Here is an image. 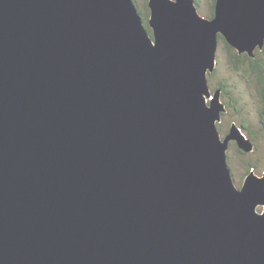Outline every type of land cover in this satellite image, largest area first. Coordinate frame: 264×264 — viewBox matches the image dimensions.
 <instances>
[{
    "label": "water",
    "instance_id": "obj_1",
    "mask_svg": "<svg viewBox=\"0 0 264 264\" xmlns=\"http://www.w3.org/2000/svg\"><path fill=\"white\" fill-rule=\"evenodd\" d=\"M0 0V264H264V173L211 90L264 0ZM262 210L258 211V207Z\"/></svg>",
    "mask_w": 264,
    "mask_h": 264
},
{
    "label": "rangeland",
    "instance_id": "obj_2",
    "mask_svg": "<svg viewBox=\"0 0 264 264\" xmlns=\"http://www.w3.org/2000/svg\"><path fill=\"white\" fill-rule=\"evenodd\" d=\"M135 1L138 10L140 8L144 14L148 13L147 0ZM195 3L202 16L211 17L213 0H195ZM228 57L229 54L220 39L216 68L212 72L213 75L208 76V81L212 91L218 84L226 82L224 84L226 91L222 95V100L226 104L227 110L218 123L221 136L224 137L230 131L232 123H236L246 136L247 132L250 134L249 138L254 143V150L247 153L242 151L234 141L229 143L227 161L234 183L240 187L252 169L259 176L264 173V126L258 116L259 103L255 78L249 74L247 66L243 65L241 71L234 70ZM245 71L246 73H244ZM262 209V206L258 207V211Z\"/></svg>",
    "mask_w": 264,
    "mask_h": 264
},
{
    "label": "trees",
    "instance_id": "obj_3",
    "mask_svg": "<svg viewBox=\"0 0 264 264\" xmlns=\"http://www.w3.org/2000/svg\"><path fill=\"white\" fill-rule=\"evenodd\" d=\"M216 0H213L212 3V14L214 13V7H215ZM147 12L146 14L143 13V11L139 8V12L143 17L144 23L147 27V29L151 32L150 27L148 26V18H149V7H148V0H147ZM220 39L223 41L224 48L229 54V62L232 63L234 70L241 71L243 69V65L248 67L249 74L253 75V77L256 80L257 87H256V95L259 103V109H258V116L260 119V122L264 126V47L262 49H258L255 53L254 57L249 56L248 54H239L236 49H234L231 45L228 44V42L220 37ZM245 69V68H244ZM246 70V69H245ZM246 73V71L244 72ZM248 74V75H249ZM210 76L213 75V73L209 74ZM257 78V79H256ZM226 82H222L214 87V90L221 89L222 95H224V92L226 91L225 84ZM213 90V91H214ZM247 136L250 137V134L247 132Z\"/></svg>",
    "mask_w": 264,
    "mask_h": 264
}]
</instances>
